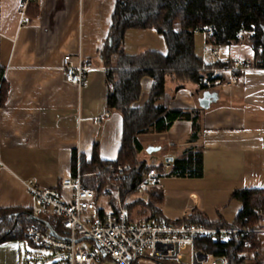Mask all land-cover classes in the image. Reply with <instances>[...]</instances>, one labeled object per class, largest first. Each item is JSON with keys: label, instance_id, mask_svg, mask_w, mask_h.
<instances>
[{"label": "crops", "instance_id": "obj_1", "mask_svg": "<svg viewBox=\"0 0 264 264\" xmlns=\"http://www.w3.org/2000/svg\"><path fill=\"white\" fill-rule=\"evenodd\" d=\"M24 2L0 0V209H31L34 201L25 182L60 190L61 180L72 178L82 162L89 163L93 155L101 162L115 161L121 148L122 118L107 110L109 68L100 58L116 0H28L23 8ZM160 37L153 29L128 30L123 51L128 56L147 51L165 55ZM220 49L223 63L254 62L247 35ZM66 55L73 64L81 58L93 66L81 87L65 81L61 66ZM140 86L135 107L147 103L151 79L143 78ZM211 92L216 97L202 109L204 90L167 79L159 102L167 109L198 112L196 141L190 140L192 124L186 120L175 121L165 133L137 137L140 161L147 162L143 152L148 148L162 153L166 158L161 164L168 167L170 158L187 149L202 151V177L161 179L155 191L161 195L155 208L170 223L197 211L211 223L231 224L241 208L231 199L234 191L264 189V68H250L237 83L214 86ZM133 202L127 199V204ZM150 202L148 194L145 203ZM139 216L132 219L149 218ZM253 232L264 264V220ZM22 244L26 246L15 240L0 244V264H22Z\"/></svg>", "mask_w": 264, "mask_h": 264}, {"label": "trees", "instance_id": "obj_2", "mask_svg": "<svg viewBox=\"0 0 264 264\" xmlns=\"http://www.w3.org/2000/svg\"><path fill=\"white\" fill-rule=\"evenodd\" d=\"M205 27L212 30V36L205 45L219 48L237 44L240 32L250 33L247 37L253 47L254 62L249 64L251 68H264V0H116L109 36L100 58L104 66L109 68L106 80L111 89L107 94V110L117 112L122 118L121 148L115 161L101 162L93 155L89 163H81L80 172L82 175L95 172L107 174L108 165L112 168L127 165L125 179L111 186L113 190L119 191L122 202L136 196V188L143 182L145 172L151 168L164 171L169 177H202L203 154L200 149L185 150L169 162V168L164 170V164L155 166L138 159L137 137L152 132L165 133L175 121L186 120L192 124L190 140L196 141L200 131L198 112L167 109L159 102L164 96L167 79L179 83L192 82L199 90L211 92L213 87L199 84L209 80L211 72L207 70L228 65L221 61L208 62L196 54L195 34L202 33ZM131 29L155 30L163 37L167 53L163 55L147 51L137 56L126 55L122 46L125 33ZM113 62H116L115 68H112ZM145 77L151 79L149 98L144 106L135 107L140 97V83ZM3 93L0 75V102ZM82 182L92 188L98 182L99 189L106 184L102 176H85ZM150 198L149 204L140 199L125 204L128 219L134 221V215L149 214L146 221L170 223L155 208L161 195L154 192ZM231 199L241 204L231 224L220 220L211 223L197 211H191L176 223L200 224L206 228L258 229L264 220V189L236 190ZM109 205L112 207L113 198L109 199ZM38 218L47 222L56 234H63L60 219L47 214H41ZM29 226L47 230L33 220L31 209H0V244L10 240L28 243L25 230ZM194 249L223 260L224 264H262L256 232L235 233L230 238L220 240L200 238L195 241Z\"/></svg>", "mask_w": 264, "mask_h": 264}, {"label": "built area", "instance_id": "obj_3", "mask_svg": "<svg viewBox=\"0 0 264 264\" xmlns=\"http://www.w3.org/2000/svg\"><path fill=\"white\" fill-rule=\"evenodd\" d=\"M27 3L28 0H25L23 8ZM202 33L207 41L212 36L209 27L203 28ZM248 34L250 33L240 32L238 38ZM208 55L210 61L219 62L221 49L210 46ZM250 68L247 61L233 60L222 68L207 70L211 72L209 80H203L199 84L205 87L235 84L240 74ZM61 69L68 84L81 87L93 66L90 61L81 58L73 64L71 57L66 55L62 59ZM223 74L228 75L227 80ZM168 168V165L164 166V170ZM107 170V174L95 172L82 175L77 169L72 178H65L60 182V190L68 191V196L58 189H40L32 182L24 183L34 201L32 216L38 218L41 214H47L60 219L62 235L53 236L48 230L43 231L35 226H29L25 230L29 245L49 251L54 258L53 264H141L144 260H151L156 264H218L220 260H210L207 255L195 251L197 239L220 240L230 238L235 233L253 232L206 228L200 224L130 221L124 207L127 199L122 202L119 191L111 187L125 179L128 166L112 168L108 165ZM85 176H102L106 184L101 189L98 182L94 188L87 187L82 182ZM162 176L163 172L155 168L149 169L144 174L143 182L136 188V195L159 191ZM100 198L106 200L109 211L98 208ZM110 198H113L112 207L109 205ZM185 246H191L189 263H183L180 255V250Z\"/></svg>", "mask_w": 264, "mask_h": 264}, {"label": "rangeland", "instance_id": "obj_4", "mask_svg": "<svg viewBox=\"0 0 264 264\" xmlns=\"http://www.w3.org/2000/svg\"><path fill=\"white\" fill-rule=\"evenodd\" d=\"M160 38L162 40L161 44H163V46H164V53H167V46L165 44V41H164L162 36ZM195 46H196L195 51H196L197 55H199L201 58H204L203 54H204V52H206V58L209 59V55H207V51L209 54V50L207 49V46H205L204 40L200 36L199 33L195 34ZM225 48H223V50ZM184 84L186 86H191V87L196 86V84L194 85V83H192V82H185ZM150 149H151V152H149ZM143 154L147 158L146 159L147 162L150 165H155V166L160 165L162 162L165 161V158H166L162 153L158 152L155 148H148V149L144 150ZM171 178L172 177H169L166 175L162 176L163 181H165L166 179H171ZM137 198L146 202L147 194L136 195V196L130 197L129 199H130V201L133 202ZM97 206H98V208H102L104 211H109V209H110L104 198L99 199ZM137 215H139V214H137ZM144 216L146 217V215H144ZM145 217H142V218H145ZM25 244H26V246L25 245L23 246V244H22V257H21L22 264H53L54 258L49 251L37 249L35 247H32L31 245H28V243H25ZM190 250H191V246H185L184 248H182L180 250V255L182 256V262L183 263H189V261H190L189 251ZM107 264H109V263H107ZM141 264H156V263L151 261V260H144V262H142Z\"/></svg>", "mask_w": 264, "mask_h": 264}, {"label": "water", "instance_id": "obj_5", "mask_svg": "<svg viewBox=\"0 0 264 264\" xmlns=\"http://www.w3.org/2000/svg\"><path fill=\"white\" fill-rule=\"evenodd\" d=\"M216 95L210 91H205L203 94H202V97L200 98L199 100V107L202 108V109H207L211 100L213 98H215ZM169 162L172 161V159L170 158L168 160ZM33 220L40 223L41 225H43L45 228H47V230L53 235V236H57L56 233L50 228L49 224L37 217H33Z\"/></svg>", "mask_w": 264, "mask_h": 264}]
</instances>
